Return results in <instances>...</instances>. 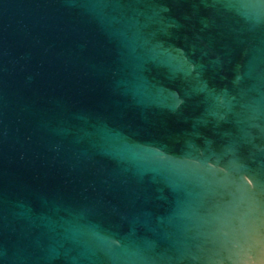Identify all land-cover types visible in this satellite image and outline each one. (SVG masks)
Segmentation results:
<instances>
[{
    "label": "water",
    "instance_id": "95a60500",
    "mask_svg": "<svg viewBox=\"0 0 264 264\" xmlns=\"http://www.w3.org/2000/svg\"><path fill=\"white\" fill-rule=\"evenodd\" d=\"M0 264H264V0H0Z\"/></svg>",
    "mask_w": 264,
    "mask_h": 264
}]
</instances>
